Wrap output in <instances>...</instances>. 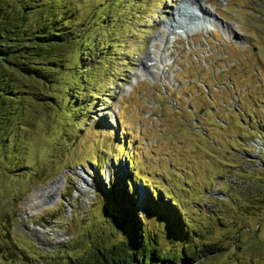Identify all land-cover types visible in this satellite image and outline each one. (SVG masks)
Masks as SVG:
<instances>
[{
	"label": "rangeland",
	"instance_id": "374dc122",
	"mask_svg": "<svg viewBox=\"0 0 264 264\" xmlns=\"http://www.w3.org/2000/svg\"><path fill=\"white\" fill-rule=\"evenodd\" d=\"M42 1L0 0V27L17 23L3 35L31 27ZM194 1L216 21L203 23L187 0H73L79 44L47 57L19 47L0 60V264H65L103 250L124 232L112 191L122 183L141 215L146 198L187 216L219 209L207 238L221 255L199 252L201 264L261 262L264 0ZM178 3L198 18L177 16L199 27L170 39L163 22ZM39 188V205H27Z\"/></svg>",
	"mask_w": 264,
	"mask_h": 264
},
{
	"label": "trees",
	"instance_id": "16d2710c",
	"mask_svg": "<svg viewBox=\"0 0 264 264\" xmlns=\"http://www.w3.org/2000/svg\"><path fill=\"white\" fill-rule=\"evenodd\" d=\"M41 4L32 26L20 29L19 35L15 31L8 36L3 35V31H12L17 26L15 18L12 19L11 26L0 27V60L10 62L8 55L14 53L19 47L22 50L26 48L34 50V54L38 57H47L51 52H57L55 51L57 48L71 47L72 42L77 40L76 42L79 44L83 40V29L80 30L78 25L76 27L73 25L76 23L73 20L76 15L73 0H43ZM97 8L98 6L94 5L91 13L96 12ZM18 16L22 21V12ZM6 19L8 23L9 19ZM100 21L101 24L105 22L102 16ZM98 24L100 25V23ZM9 40L11 42H8ZM19 40H21V45L18 43ZM41 59L40 62L43 63L45 58ZM12 63L22 72L31 70L37 73L39 70L38 66L31 65L29 61L21 60L18 62L14 60ZM52 64L61 65L57 60L52 61ZM76 67L78 68V65ZM82 71L76 69L75 78L79 76L82 78ZM73 95L79 103L80 100H83L82 97H78V89L73 90ZM258 132L264 139V127H260ZM241 149L245 150L246 148ZM233 150L237 155L238 150L236 148ZM97 170L99 171V168ZM123 182L126 183V186L133 183L131 177L126 178ZM120 187L119 192L114 188V190L112 189L121 208L118 224L115 228L122 232L124 230V232L116 235L115 240L103 250L88 256L89 258L72 259L70 257L65 264H201L203 259L199 258V254L202 252L205 257L215 254L221 255L220 247L215 244V241L207 238V235H210L212 230L216 228L215 225L219 223L218 218L222 219L221 213L218 212L219 209H215L216 211L213 209L211 213L205 215L206 211L202 207L195 206L194 210L192 209L193 214L187 216L182 212V207L171 206L167 201L157 205L146 198V211L141 215L132 206H129L131 196L126 195L123 190V183ZM159 189L163 194L164 190L162 191L161 187ZM106 193L108 194L106 196L110 198L111 190ZM251 198L256 199L258 196L255 195ZM259 200L263 199L259 198ZM231 202L232 200L222 201L225 208L230 209ZM244 202V204H249L247 201ZM235 203L236 201L233 200V205ZM252 206L255 207V211L258 210L257 204L252 203ZM250 234L253 235L254 233L251 232ZM237 237L235 234L234 241H232L234 252L238 250L239 246V238ZM253 238L248 240V244L255 242ZM228 256L226 255V258ZM219 264H264V257L261 262L247 260L245 263L230 262L224 258Z\"/></svg>",
	"mask_w": 264,
	"mask_h": 264
},
{
	"label": "bare ground",
	"instance_id": "6f19581e",
	"mask_svg": "<svg viewBox=\"0 0 264 264\" xmlns=\"http://www.w3.org/2000/svg\"><path fill=\"white\" fill-rule=\"evenodd\" d=\"M187 1H191V3H196L199 7H196L198 11H200V13H202V21L203 23L207 24L213 21V19L215 20L214 17H208L209 16V10L205 7L204 4H201L200 1L195 2L194 0H187ZM182 4V5H180ZM184 3H178L175 7H174V11L171 12V16L165 20L163 22V24H165V27L167 28L168 31V37L170 39L175 38L176 35H178L179 33H183L184 35H189L191 34L193 31H195L199 26V24H196L197 26H192V24L188 25L186 20H184L185 18L179 17L177 16V14H185L188 17L187 18H198L195 17L194 12H191L189 10H187V8H185V5H183ZM190 4V2H189ZM195 5V4H194ZM204 5V6H203ZM182 16V15H181ZM194 20H192L191 22L193 23ZM216 21V20H215ZM200 23V22H199ZM202 25V24H200ZM152 57L149 54V52L147 53V55L145 56V60L143 61V66L147 67V69H149L150 65H147V61L151 60ZM149 71V70H148ZM60 177H58L57 179H55L52 183L51 186L55 187L57 185V183L60 181ZM40 191V188L37 190H33L27 197L26 199V204L27 205H39L38 201L39 199L38 197V192ZM38 203V204H37ZM33 207V206H32Z\"/></svg>",
	"mask_w": 264,
	"mask_h": 264
}]
</instances>
